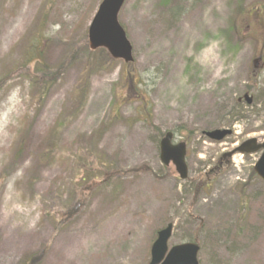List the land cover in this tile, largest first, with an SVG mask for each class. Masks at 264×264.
<instances>
[{"label": "rangeland", "instance_id": "obj_1", "mask_svg": "<svg viewBox=\"0 0 264 264\" xmlns=\"http://www.w3.org/2000/svg\"><path fill=\"white\" fill-rule=\"evenodd\" d=\"M101 1L0 0V264H149L169 223L200 264H264L261 152L221 160L264 141V13L242 19L264 0H127L129 64L89 48ZM168 132L185 180L161 161Z\"/></svg>", "mask_w": 264, "mask_h": 264}, {"label": "water", "instance_id": "obj_2", "mask_svg": "<svg viewBox=\"0 0 264 264\" xmlns=\"http://www.w3.org/2000/svg\"><path fill=\"white\" fill-rule=\"evenodd\" d=\"M126 0H103L95 14L88 31L89 47L92 51L106 49L114 59L133 62L132 46L128 41L126 32L118 20V15ZM248 104L252 98L245 96ZM232 134L231 130H214L206 133L213 141L221 142ZM263 150L261 158L255 165V173L264 181V142L258 144L256 139L248 140L234 150V154H254ZM187 146L182 142L173 144V133L169 132L161 140L160 158L165 166L171 163L176 168L182 180L188 177L186 164ZM173 225L158 232L157 239L151 249L150 264H199V246L195 243H185L169 249L168 243L172 237Z\"/></svg>", "mask_w": 264, "mask_h": 264}, {"label": "trees", "instance_id": "obj_3", "mask_svg": "<svg viewBox=\"0 0 264 264\" xmlns=\"http://www.w3.org/2000/svg\"><path fill=\"white\" fill-rule=\"evenodd\" d=\"M251 10H249V17L248 16H243L242 17V19H247V20H249L250 21V18L251 17H254V18H256V16L257 15H261V13L263 14L264 13V6H260V7H251L250 8ZM244 13H246V12H244ZM104 51V50H103ZM104 52H106V51H104ZM107 53V52H106ZM40 59L42 58V56H40L39 57ZM38 62H40V60H37ZM46 70H50V68L49 69H46ZM46 70H44L43 71V74H42V78H43V81L41 82V85H42V89H41V93L42 92H45V93H47L48 92V90L53 86V84L54 83H52V77H54V76H56L58 73H57V71H53V72H46ZM28 77L31 79V78H35V77H37V75L35 74V72L33 71V69H29L28 70ZM78 91H79V89H78ZM76 93H77V90H76ZM90 165L91 166H95V162L92 160L91 162H90ZM96 167V166H95ZM83 168H84V170H89L88 168H87V166L85 165V166H83ZM97 169V168H96ZM145 170L147 171V168H145ZM220 170L218 169V168H214L213 170H211V172L205 177V182H204V184H207V185H209V183L214 179L213 178V176H215L216 174H218V172H219ZM110 173V171L108 172H105V175L104 176H106V179L107 178H109V176L108 175H110L109 174ZM211 175H213V176H211ZM104 176H102V177H104ZM97 178H94L93 177V180H95V181H97L96 180ZM105 179V180H106ZM93 180H89L88 181V183L86 184V185H88L89 183H92V181ZM104 180V181H105ZM84 181V180H83ZM201 184V183H200ZM202 185V184H201ZM78 193H79V191H78ZM79 194H81V191H80V193ZM80 209V205L78 204V203H76L75 205H74V207H72L69 211L67 210V212H66V214H62L61 215V222H59V225L60 224H67V223H69L70 222V220H71V218L72 217H74L76 214H77V212H78V210ZM197 238H195V239H193L194 241H191V242H195V243H197L198 244V242H197V240H196ZM43 252H45V250L43 251ZM42 252V253H43ZM42 253H40L39 254V256H42L41 254Z\"/></svg>", "mask_w": 264, "mask_h": 264}]
</instances>
